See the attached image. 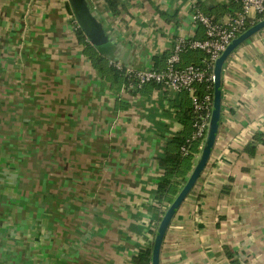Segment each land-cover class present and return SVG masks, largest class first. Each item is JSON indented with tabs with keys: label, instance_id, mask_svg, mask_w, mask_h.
Returning a JSON list of instances; mask_svg holds the SVG:
<instances>
[{
	"label": "crops",
	"instance_id": "1",
	"mask_svg": "<svg viewBox=\"0 0 264 264\" xmlns=\"http://www.w3.org/2000/svg\"><path fill=\"white\" fill-rule=\"evenodd\" d=\"M86 2L108 39L97 47L87 38L94 49L142 71L163 70L179 41L204 38L196 11L237 9L120 0L115 15L105 0ZM79 27L70 0H0V264H133L166 213L159 159L193 131L191 93L115 82L92 64ZM203 57L190 50L179 67ZM222 95L210 160L160 264H264V29L226 61Z\"/></svg>",
	"mask_w": 264,
	"mask_h": 264
},
{
	"label": "built area",
	"instance_id": "2",
	"mask_svg": "<svg viewBox=\"0 0 264 264\" xmlns=\"http://www.w3.org/2000/svg\"><path fill=\"white\" fill-rule=\"evenodd\" d=\"M237 9L224 18H215L196 11L193 24L204 28V38L196 41H179L163 70H136L125 68L118 62H110L116 70L124 73L127 88L141 90L148 84H155L172 94L191 93L193 107V131L181 146L182 156L190 154L195 143H204L214 101V68L227 47L249 28L264 20V0H229ZM190 50L205 54L201 65L179 67L181 55ZM203 87L200 96L198 89ZM170 205H167V208Z\"/></svg>",
	"mask_w": 264,
	"mask_h": 264
},
{
	"label": "water",
	"instance_id": "3",
	"mask_svg": "<svg viewBox=\"0 0 264 264\" xmlns=\"http://www.w3.org/2000/svg\"><path fill=\"white\" fill-rule=\"evenodd\" d=\"M78 19L79 26L83 29L89 40L97 47H102L108 42L106 34L100 23L92 15L86 0H70ZM264 29V20L249 28L245 33L235 39L222 53L215 63L214 68V101L210 118L209 128L205 142L202 147L201 155L192 170L191 174L184 183L181 191L174 201L167 208L166 213L157 229L152 250V264H160V254L166 232L183 202L190 195L196 186L199 178L204 172L210 160L216 138L219 132L222 112V76L226 61L230 56L245 42Z\"/></svg>",
	"mask_w": 264,
	"mask_h": 264
},
{
	"label": "trees",
	"instance_id": "4",
	"mask_svg": "<svg viewBox=\"0 0 264 264\" xmlns=\"http://www.w3.org/2000/svg\"><path fill=\"white\" fill-rule=\"evenodd\" d=\"M109 9L117 15L120 8V0H105ZM79 41L84 44L85 50L88 54L89 59L91 60L94 67L100 73L108 74L115 82L123 81L126 83V78L124 73L116 70L113 66L108 64V60L100 55L97 50L94 49V46L91 42L88 41V37L81 27L77 30ZM92 49V50H91ZM205 54L203 59L205 58ZM203 59L199 64L201 65ZM189 65V64H188ZM192 65V64H190ZM198 93L201 96L204 93L203 87L198 89ZM193 111V108H192ZM185 138H176L171 142L172 148L167 150L163 156L160 157L159 163L162 168H164L165 173L158 184L156 191V200L159 205L171 204L174 201L175 196L179 192L180 187L183 182L186 180V176L192 167V157L193 152H198L199 144H194L190 150V154L187 156H182L181 146L185 143ZM199 143V142H198ZM174 146V147H173ZM154 236L155 231H151ZM153 239L151 243L144 249H142L134 258L133 264H152V250H153Z\"/></svg>",
	"mask_w": 264,
	"mask_h": 264
},
{
	"label": "rangeland",
	"instance_id": "5",
	"mask_svg": "<svg viewBox=\"0 0 264 264\" xmlns=\"http://www.w3.org/2000/svg\"><path fill=\"white\" fill-rule=\"evenodd\" d=\"M182 55H183V54H182ZM182 55H181V56H182ZM137 70H139V69H137ZM204 142H205V141H204ZM203 144H204V143H203Z\"/></svg>",
	"mask_w": 264,
	"mask_h": 264
}]
</instances>
